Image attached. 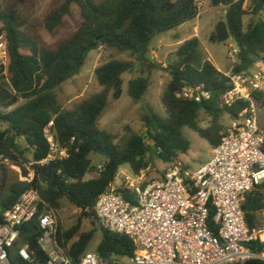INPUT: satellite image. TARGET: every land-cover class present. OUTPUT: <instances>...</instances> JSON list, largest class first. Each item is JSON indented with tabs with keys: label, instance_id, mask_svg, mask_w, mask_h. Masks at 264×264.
<instances>
[{
	"label": "trees",
	"instance_id": "obj_1",
	"mask_svg": "<svg viewBox=\"0 0 264 264\" xmlns=\"http://www.w3.org/2000/svg\"><path fill=\"white\" fill-rule=\"evenodd\" d=\"M210 1L213 7L227 8L225 19L217 23L211 41L225 43L232 39L238 42V62L231 74L257 71L259 63L264 61V19H257L245 27L246 0ZM252 2L254 13H258L264 0ZM74 5L81 13L78 29L55 49L38 46L32 47L29 53L24 52L22 22L16 7H0V41H6L7 52L5 64L0 65V121L6 125V129L0 131V165L8 161L21 167L24 177H29L30 172L34 174L30 182H18L7 193L0 186V226L4 223L5 212L30 189H37L46 204L44 209L55 214L61 201L67 199L81 210V214L76 225L68 230L58 221L57 239L77 262L88 251L95 234L94 230L81 232L82 219L87 218L95 224L96 202L116 181L123 166L128 165L131 173L137 176L151 168L155 159L165 164L177 161L191 149L184 128L193 130L215 148L227 130L222 124L223 117L228 115L233 121L238 120L249 103L222 104L232 90L228 75L200 54L199 39L186 40L176 50L169 66L171 78L161 98L167 116L161 117L149 110L145 118L146 133L132 135L122 145L116 144L115 135L102 130L99 120L111 95L114 100L121 99L123 76L134 71V62L113 59L98 67L95 75L102 91L73 110L62 107L55 90L76 77L89 54L100 47L129 53L137 62L146 64L151 42L197 19L198 4L196 0H63L47 17V30L52 32L60 27ZM128 84L129 97L140 103L151 87V78L136 77ZM201 84L210 92V99L195 102L178 97L186 85ZM254 95L264 108V92ZM21 99L25 103L18 105ZM202 114L210 119L206 128L200 125ZM50 122H54L53 136L67 151V157L41 164L50 154L44 135ZM94 154L105 159V170L86 180L94 169L91 158ZM119 193L134 201L129 190L121 188ZM263 209L264 185L248 193L243 203L245 219L251 229L260 225ZM214 214V210H210L212 228ZM100 229L102 240L97 254L101 259L123 261L135 255L136 246L130 237ZM20 231V245H29L44 261L46 256L38 247L41 236L38 220L25 224ZM243 264L264 263L251 260Z\"/></svg>",
	"mask_w": 264,
	"mask_h": 264
},
{
	"label": "built area",
	"instance_id": "obj_2",
	"mask_svg": "<svg viewBox=\"0 0 264 264\" xmlns=\"http://www.w3.org/2000/svg\"><path fill=\"white\" fill-rule=\"evenodd\" d=\"M238 49L234 53L238 54ZM6 41H0V60L6 59ZM232 90L223 98L228 106L246 101L248 108L229 127L221 143L213 148L209 162L193 170L179 160L165 164L158 179L118 174L95 205L101 228L130 237L136 253L123 261L101 259L86 252L77 262L69 249L58 241V217L44 209L37 189L24 192L4 214L0 226V264H243L251 260L264 263V209L257 229L246 222L243 203L246 195L264 185V128L259 121V102L255 93L264 92V61L251 74H227ZM179 98L202 102L211 97L203 84L186 85ZM54 122L44 131L50 146L48 158L62 160L67 151L53 136ZM6 125L0 121V131ZM105 170L97 166V174ZM34 177L22 178L30 182ZM123 179V180H122ZM134 195L126 199L119 190ZM210 210H214L210 226ZM38 220L41 236L38 247L46 256L41 261L29 245H20V229ZM256 243V244H255ZM254 246V247H253Z\"/></svg>",
	"mask_w": 264,
	"mask_h": 264
},
{
	"label": "rangeland",
	"instance_id": "obj_3",
	"mask_svg": "<svg viewBox=\"0 0 264 264\" xmlns=\"http://www.w3.org/2000/svg\"><path fill=\"white\" fill-rule=\"evenodd\" d=\"M62 1L0 0L1 8L13 5L18 11L22 22L21 33L25 53H29L32 47L38 46L55 49L78 29L82 19L80 9L74 5L70 15L65 17L60 27L52 32L47 30V17ZM95 1L102 2L104 0ZM196 2L199 8L198 18L186 23L180 29L156 37L150 44L146 64L137 62L129 53H121L114 49L100 47L92 51L81 72L55 90L62 107L66 110H73L84 100L102 91L95 75L96 69L101 65L113 59L134 62V71L123 76L124 84L121 99L114 100L111 95L108 107L99 120L100 128L114 134L116 144L122 145L132 135H144L146 133L145 118L149 110L161 117L167 116L161 98L171 78L169 66L175 59L176 50L184 41L193 38L199 39L201 43L200 54L205 59L210 60L220 72L231 74L233 66L238 62L237 53H234V50L238 49V45L232 39L225 43H215L210 39L217 23L225 19L227 8L224 6L213 7L210 0H196ZM254 8L255 4L252 0H246L248 14L244 19L245 27L257 19H264V4L258 13H254ZM5 62L6 59L0 60V65L5 64ZM140 76H149L151 87L144 101L135 103L128 95V82L130 79ZM3 81L1 79V82ZM23 103H25V100L21 99L18 105ZM259 106V121L264 128V108L261 102H259ZM209 122L210 119L202 114L200 125L206 128ZM233 123L234 121L228 115H225L222 119V124L227 129ZM183 132L191 142V149L186 155H181L178 160L189 168L196 170L211 160L213 147L193 130L184 128ZM20 143L23 144V140H20ZM91 158L93 159L94 169L86 176V180L97 177V166L105 164V159L100 155L94 154ZM122 169L130 171L128 165L123 166ZM164 169L165 163L155 159L154 165L145 172V177L148 180L158 179ZM22 178L21 167L13 166L8 161L1 163L0 186L4 187L5 193L18 182H22ZM80 214L81 210L75 208L67 199H63L56 216L64 230H68L76 225ZM90 230H94L95 234L89 244L88 252L97 253V248L102 240L100 225L96 220L95 224H92L89 219L83 218L81 232Z\"/></svg>",
	"mask_w": 264,
	"mask_h": 264
},
{
	"label": "crops",
	"instance_id": "obj_4",
	"mask_svg": "<svg viewBox=\"0 0 264 264\" xmlns=\"http://www.w3.org/2000/svg\"><path fill=\"white\" fill-rule=\"evenodd\" d=\"M185 26V24L183 25V26H181L180 28H182V27H184ZM180 28H178V29H180ZM131 174V171H129V170H123L122 168H121V170L119 171V174ZM116 181L117 182H119L120 180H119V178H116Z\"/></svg>",
	"mask_w": 264,
	"mask_h": 264
},
{
	"label": "water",
	"instance_id": "obj_5",
	"mask_svg": "<svg viewBox=\"0 0 264 264\" xmlns=\"http://www.w3.org/2000/svg\"><path fill=\"white\" fill-rule=\"evenodd\" d=\"M263 4H264V2H261V6H260V8H259L260 10H261ZM236 44L238 45V42H237Z\"/></svg>",
	"mask_w": 264,
	"mask_h": 264
}]
</instances>
